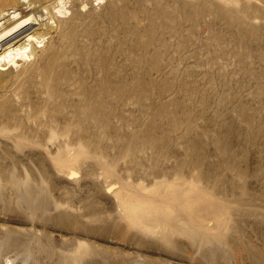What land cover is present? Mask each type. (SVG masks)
<instances>
[{
	"label": "rangeland",
	"instance_id": "1",
	"mask_svg": "<svg viewBox=\"0 0 264 264\" xmlns=\"http://www.w3.org/2000/svg\"><path fill=\"white\" fill-rule=\"evenodd\" d=\"M19 1L0 264H264V0Z\"/></svg>",
	"mask_w": 264,
	"mask_h": 264
},
{
	"label": "bare ground",
	"instance_id": "2",
	"mask_svg": "<svg viewBox=\"0 0 264 264\" xmlns=\"http://www.w3.org/2000/svg\"><path fill=\"white\" fill-rule=\"evenodd\" d=\"M56 1L54 0L51 5H44L43 7L49 10L48 13L50 12L51 17H53L51 6ZM31 6L33 7V4ZM54 7L56 8V5ZM60 8L59 10L63 11ZM12 9L11 7L6 10L0 9V65L5 66L31 56V53L37 48L35 40L43 38L52 28L48 21L45 22L49 18H44L46 13L44 14L41 8H37L34 13L30 14L21 11L18 7ZM43 24L48 25L47 30L43 29ZM30 46L31 48H29Z\"/></svg>",
	"mask_w": 264,
	"mask_h": 264
}]
</instances>
